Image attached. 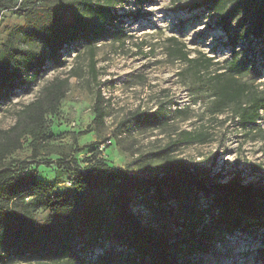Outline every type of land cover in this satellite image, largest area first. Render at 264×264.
<instances>
[{
	"label": "rangeland",
	"instance_id": "obj_1",
	"mask_svg": "<svg viewBox=\"0 0 264 264\" xmlns=\"http://www.w3.org/2000/svg\"><path fill=\"white\" fill-rule=\"evenodd\" d=\"M30 1L15 0L11 7L0 9V59L10 49H30L47 58L35 79L27 78L15 90L0 93V131L18 124L15 136L21 140V147L6 158L7 164H15L14 168L26 164L25 173L35 172L53 193L70 191L71 170L62 161L75 159L84 166L91 150L97 148L106 164L133 177L169 178L185 170L208 185L237 179L264 187V107L252 125L242 128L231 107L214 113L217 107L211 88L213 74L223 71L235 53L249 64L240 80L264 96V47L258 40H240L235 48L229 47L232 32L227 34L218 26V15L210 7L193 8L199 0H145L143 4L118 0L115 27L120 31L92 46L97 72L94 81L85 43L65 48L59 61L48 56L35 28L44 16L50 18V11L32 9L28 17L19 14L17 9L31 7ZM59 1L50 0V4ZM71 7L81 12L79 5ZM36 19L39 23L35 27ZM172 38L174 44L183 45L188 58L209 57L208 70L196 71L187 61L170 55ZM55 81L66 82L64 96L57 110L47 114L48 131L33 152L22 108ZM98 90L105 111L100 127L93 123ZM199 132L203 140L189 142L185 138L186 133ZM3 138L0 135L1 142ZM98 198L91 195L89 200ZM201 202L206 208L204 197ZM167 205L172 206L169 201ZM131 210L143 224L164 229L174 238L185 230L181 216L169 214L157 224L136 195ZM33 217L37 224H43L49 212L38 209ZM104 248L116 256V264H132L127 248L112 242L105 243ZM209 249L206 254L186 256L179 263L264 264V244L255 236L216 241ZM101 252L99 248L88 250L84 255L87 264Z\"/></svg>",
	"mask_w": 264,
	"mask_h": 264
},
{
	"label": "trees",
	"instance_id": "obj_2",
	"mask_svg": "<svg viewBox=\"0 0 264 264\" xmlns=\"http://www.w3.org/2000/svg\"><path fill=\"white\" fill-rule=\"evenodd\" d=\"M38 1H30L31 7L17 10L25 17L32 9L50 11V18L44 16L37 27L39 21H34L35 35L45 44L48 56L59 61L65 48L85 43L90 77L96 81L92 46L120 31L115 27L114 6L118 0H62L54 5L47 0L35 4ZM14 2L0 0V9H7ZM74 4L80 6V13L73 10ZM199 7H210L218 15V26L227 34L232 32L228 40L232 49L240 40L252 38L264 47V0H199L193 8ZM173 41L174 38L170 55L187 61L196 71L208 70L212 61L209 57L188 58L183 45ZM261 57L264 58V50ZM46 59L30 49H10L0 59V93L15 90L27 78L35 79ZM248 66L234 53L224 70L211 77L213 105L217 107L214 113L231 107L242 128L252 125L264 107V96L257 95L251 85L240 80ZM65 84L48 83L39 97L22 108L33 152L39 139L46 136L47 114L59 107ZM101 100L98 90L93 123L99 127L105 118ZM17 129L18 124L0 131L4 137L2 142L0 139V264H87L84 255L97 248L102 254L92 264H116V256L104 248L107 242L130 250L132 264H181L179 260L186 256L208 253L213 242H228L242 236H255L264 244V187L237 179L208 185L185 170L169 178L133 177L106 164L97 148L91 150L84 166L75 159L62 161L71 170L70 191L53 193L51 186L35 172L25 173L26 164L14 168L15 164L6 163V158L21 147V140L15 136ZM186 137L189 142L204 139L201 132L186 133ZM91 195L99 198L90 201ZM135 195L157 224L163 223L169 214L181 216L185 230L177 232L178 237L174 238L164 229L143 224L131 210ZM202 197L207 201L206 208ZM168 201L172 206L167 205ZM38 209L49 212L43 224L34 221L33 214Z\"/></svg>",
	"mask_w": 264,
	"mask_h": 264
}]
</instances>
